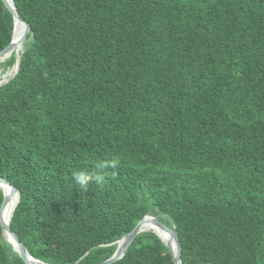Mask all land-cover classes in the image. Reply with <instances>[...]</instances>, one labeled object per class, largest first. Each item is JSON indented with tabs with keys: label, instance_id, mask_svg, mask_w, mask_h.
Returning a JSON list of instances; mask_svg holds the SVG:
<instances>
[{
	"label": "trees",
	"instance_id": "obj_1",
	"mask_svg": "<svg viewBox=\"0 0 264 264\" xmlns=\"http://www.w3.org/2000/svg\"><path fill=\"white\" fill-rule=\"evenodd\" d=\"M12 1L30 34L0 86V178L28 254L100 264L149 214L181 264H264V0ZM13 27L0 2V51ZM0 264H23L1 227ZM113 264L171 259L144 232Z\"/></svg>",
	"mask_w": 264,
	"mask_h": 264
},
{
	"label": "water",
	"instance_id": "obj_2",
	"mask_svg": "<svg viewBox=\"0 0 264 264\" xmlns=\"http://www.w3.org/2000/svg\"><path fill=\"white\" fill-rule=\"evenodd\" d=\"M0 2L3 4L5 9L11 14L14 24L12 38L9 45L0 51V62H3L12 54L15 57V64L10 71V75L2 82V84H0L1 86L7 83L8 81L12 80L17 74L19 69L21 52V50L19 51V49H22L24 42L27 40L30 34V28L28 24L17 13L12 0H10V3L7 0H0ZM17 24L23 25L24 30L20 39L14 42L13 35L15 26ZM0 190L3 193V198L0 204V227L2 231L3 240L11 245L13 251L17 253L19 258L22 260L23 264H46L34 259L28 254L25 246L20 242L17 235L10 229L9 221L3 220L1 216L2 207L7 202H9L12 197L16 196L17 204L19 198L17 189L12 186L7 180L0 178ZM150 226L152 227V229H149ZM144 232L154 233L164 243L170 255L171 264H181V246L176 231L172 227L160 221L158 218L149 214L140 219L130 232L125 234L118 241L112 243L116 244L115 252L109 259L101 262L100 264H113L121 260L130 245L132 244L133 240L136 238V236Z\"/></svg>",
	"mask_w": 264,
	"mask_h": 264
},
{
	"label": "bare ground",
	"instance_id": "obj_3",
	"mask_svg": "<svg viewBox=\"0 0 264 264\" xmlns=\"http://www.w3.org/2000/svg\"><path fill=\"white\" fill-rule=\"evenodd\" d=\"M9 3H10V0H7ZM23 30H24V27H23V25H21V24H17L16 26H15V29H14V35H13V41L14 42H16V41H18L19 39H20V37L22 36V34H23ZM21 49H19V51H20ZM7 62V61H6ZM5 62V63H6ZM11 69H12V66H11ZM6 73H7V71H6ZM5 73V74H6ZM10 74V72H8V74H6L5 75V77L6 76H8ZM4 76V75H3ZM16 196H14V197H12V199L9 201V202H7L4 206H3V210H2V218H3V220H5V221H9V219H10V216H11V213H12V210H13V208H14V206H15V204H16ZM149 229H152V227L150 226L149 227Z\"/></svg>",
	"mask_w": 264,
	"mask_h": 264
},
{
	"label": "clouds",
	"instance_id": "obj_4",
	"mask_svg": "<svg viewBox=\"0 0 264 264\" xmlns=\"http://www.w3.org/2000/svg\"><path fill=\"white\" fill-rule=\"evenodd\" d=\"M112 166L115 167L116 166L115 163H113ZM74 179L76 183L79 184L82 188L86 187L87 182H88V176L85 174V172L81 171L78 173H74ZM103 179L104 177L102 175L95 176V180L97 183H102Z\"/></svg>",
	"mask_w": 264,
	"mask_h": 264
},
{
	"label": "rangeland",
	"instance_id": "obj_5",
	"mask_svg": "<svg viewBox=\"0 0 264 264\" xmlns=\"http://www.w3.org/2000/svg\"><path fill=\"white\" fill-rule=\"evenodd\" d=\"M2 62H0V64H1ZM6 71H7V73H6ZM11 71V69H4L3 67H1V65H0V84H2V82L10 75H8V76H6L5 77V75L6 74H8V72H10ZM6 73V74H5ZM4 75V76H3Z\"/></svg>",
	"mask_w": 264,
	"mask_h": 264
}]
</instances>
